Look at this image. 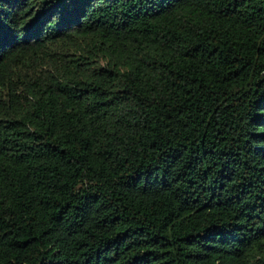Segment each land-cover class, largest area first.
<instances>
[{"label":"trees","instance_id":"trees-1","mask_svg":"<svg viewBox=\"0 0 264 264\" xmlns=\"http://www.w3.org/2000/svg\"><path fill=\"white\" fill-rule=\"evenodd\" d=\"M0 264H264V0H0Z\"/></svg>","mask_w":264,"mask_h":264}]
</instances>
